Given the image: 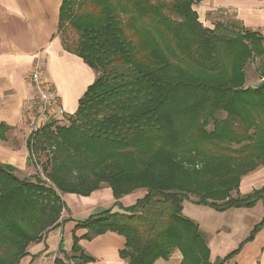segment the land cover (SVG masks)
Segmentation results:
<instances>
[{
	"label": "trees",
	"instance_id": "16d2710c",
	"mask_svg": "<svg viewBox=\"0 0 264 264\" xmlns=\"http://www.w3.org/2000/svg\"><path fill=\"white\" fill-rule=\"evenodd\" d=\"M198 1L62 0V48L98 75L68 125L52 120L31 131L27 161L38 137L48 182L21 179L0 164V264H19L28 245L59 224V192L111 189L120 210H103L75 228L87 231L85 239L122 235L119 256L129 264H154L174 250L180 264H211L183 202L225 211L263 199L264 187L247 195L238 187L264 165V87L245 88V66L264 59V39L238 22L204 27L193 8ZM138 189L145 194L122 206L119 199ZM263 225L264 217L247 240ZM79 239L73 236L70 254L60 248L53 264L89 263Z\"/></svg>",
	"mask_w": 264,
	"mask_h": 264
},
{
	"label": "crops",
	"instance_id": "0c3cea01",
	"mask_svg": "<svg viewBox=\"0 0 264 264\" xmlns=\"http://www.w3.org/2000/svg\"><path fill=\"white\" fill-rule=\"evenodd\" d=\"M62 0H0V164L14 168V174L23 179H34V170L29 163L27 142L31 134V123L26 118V108L34 95L28 76L32 64L39 56L44 61L42 76L51 82L64 109L62 121L74 114L78 100L86 88L96 79L97 73L83 60L62 48L58 34L59 9ZM198 18L209 28L215 14L230 15L245 29L259 32L264 39V0H200L195 4ZM264 187V165L244 175L238 187L239 195H247ZM137 199L145 194L138 189ZM134 191V192H135ZM133 193V192H132ZM131 193V194H132ZM129 195L119 199L122 206L131 205ZM232 195H237L232 192ZM63 209L59 224L48 230L43 240L30 243L28 255L19 264H53L61 257L59 249L70 254L73 236L79 237V245L92 260L87 264H129L119 256L125 238L115 232H106L91 239L81 238L87 231L76 229V223L103 210L112 208L114 198L111 189L102 184L87 196L61 193ZM264 195L252 207L229 208L216 211L208 206L197 205L192 199L185 200L182 213L199 226L209 248V262L230 255L223 264H264V225L251 239L254 226L264 217ZM192 204H185L187 202ZM259 212L239 233V218H251L258 204ZM231 215V223L221 221L222 216ZM262 215V217H261ZM181 254L174 250L167 259L158 258L154 264H180Z\"/></svg>",
	"mask_w": 264,
	"mask_h": 264
},
{
	"label": "built area",
	"instance_id": "2783aa9c",
	"mask_svg": "<svg viewBox=\"0 0 264 264\" xmlns=\"http://www.w3.org/2000/svg\"><path fill=\"white\" fill-rule=\"evenodd\" d=\"M43 67V59L37 56L28 76L34 89V95L26 108V118L31 123V131L64 115V109L54 85L42 76Z\"/></svg>",
	"mask_w": 264,
	"mask_h": 264
},
{
	"label": "rangeland",
	"instance_id": "374dc122",
	"mask_svg": "<svg viewBox=\"0 0 264 264\" xmlns=\"http://www.w3.org/2000/svg\"><path fill=\"white\" fill-rule=\"evenodd\" d=\"M193 8L195 9V5L193 6ZM202 20H205V22H207V20L204 18V17H199V21L202 23V25L204 27H206L203 23ZM212 23L211 25L209 26L210 29H213L215 24H227V23H231V22H237L235 21L230 15H227V14H221L220 12H218L217 14H215L213 16L212 19H209ZM208 28V27H207ZM245 73H246V84L248 82H251V81H256L260 78L261 74H264V59L262 58H255V59H252L250 61L247 62L246 66H245ZM217 117L219 118H222L224 117V114L223 113H218L217 114ZM68 118V117H67ZM56 125H68V120L67 119H63L62 121H58L57 123H55ZM210 129V127H209ZM38 141V137H35L33 140H32V151H34V155H33V160L31 162L32 166H33V170L35 173L34 174V177L35 178H39V179H42V180H45L48 182V180H46V177H45V173L43 171V167L45 166V161H46V154H47V151H38L37 150V147H35L37 144L34 143V142H37ZM16 176L19 175V174H15ZM75 177V174L71 177V179H73ZM139 191H133V193L129 195V199L131 202V204H133L136 200H137V194H138ZM62 192H59V194H61ZM186 205L187 204H192L190 203L189 201L187 203H185ZM255 213H252L251 215V218L249 217H246V218H242V215H241V218L240 221H241V224H240V227H239V233H242L243 231V227L247 224V223H250V219L252 220L253 218H255V216L258 217L259 215V212H263V207H262V204L259 203L257 208L255 209ZM231 215H224L222 216L221 218V221L225 224H229L231 223ZM262 217V215H261Z\"/></svg>",
	"mask_w": 264,
	"mask_h": 264
},
{
	"label": "water",
	"instance_id": "95a60500",
	"mask_svg": "<svg viewBox=\"0 0 264 264\" xmlns=\"http://www.w3.org/2000/svg\"><path fill=\"white\" fill-rule=\"evenodd\" d=\"M264 87V77L259 78L256 81L248 82L245 88L261 89Z\"/></svg>",
	"mask_w": 264,
	"mask_h": 264
}]
</instances>
